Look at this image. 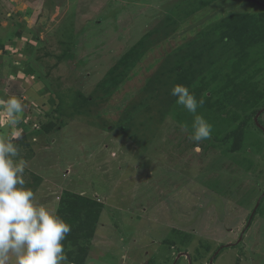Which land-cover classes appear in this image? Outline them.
<instances>
[{
    "label": "rangeland",
    "instance_id": "374dc122",
    "mask_svg": "<svg viewBox=\"0 0 264 264\" xmlns=\"http://www.w3.org/2000/svg\"><path fill=\"white\" fill-rule=\"evenodd\" d=\"M262 5L0 0V94L19 89L23 105L17 124L0 106V138L20 148L36 201L80 223L62 241L65 264H264ZM245 24L249 36H228ZM174 59H186L181 71ZM175 84L203 101L213 147L189 139L194 114ZM40 111L49 131L35 130ZM223 139L244 168L218 160ZM79 195L92 201L83 217L58 212Z\"/></svg>",
    "mask_w": 264,
    "mask_h": 264
},
{
    "label": "clouds",
    "instance_id": "9594fccd",
    "mask_svg": "<svg viewBox=\"0 0 264 264\" xmlns=\"http://www.w3.org/2000/svg\"><path fill=\"white\" fill-rule=\"evenodd\" d=\"M171 95L177 98L176 104L194 114L189 139L199 151V142L210 139L212 133V125L197 114L203 101H197L183 84H175ZM0 104L9 123L17 124V116L23 112L20 99L11 97ZM26 166L20 148L0 138V264H9L10 257L13 264H65L68 257L62 241L71 232V225L55 210L39 204L33 190L25 187Z\"/></svg>",
    "mask_w": 264,
    "mask_h": 264
},
{
    "label": "trees",
    "instance_id": "16d2710c",
    "mask_svg": "<svg viewBox=\"0 0 264 264\" xmlns=\"http://www.w3.org/2000/svg\"><path fill=\"white\" fill-rule=\"evenodd\" d=\"M263 9H264V7H262ZM241 27V26H240ZM240 27H237V25H235L234 27H233V29H231L230 30V35H228V36H230V38L231 39H233V40H237L239 37H246V36H249L248 34L250 33V31L252 30V28H250V27H248V25H246L245 24V27H243V28H240ZM236 31H237V33H236ZM148 33H146V34H144L141 38H139V41L136 43V44H134L135 46H134V48H136L135 50H134V52H137L138 50H142V49H146L147 48V46H149L150 45V43H151V40H149V39H147V37H148ZM261 35V34H260ZM233 37V38H232ZM133 50H131L132 52H133ZM129 52H130V50H129ZM129 52H127L126 54H125V57L124 58H126V56H127V54L129 53ZM127 58H129V57H127ZM186 62V59H174L173 60V63H172V66H174V67H177V68H179V70L181 71V68L183 67V64ZM28 89H29V87H28ZM17 90H19V89H13V91H11V89H7V90H4V94L2 93V94H0V101H6L7 99H9V98H11V97H13L14 95H17L16 93V91ZM251 90V89H250ZM23 93H25V91H27V89L26 88H23ZM22 92V91H21ZM21 92L18 94V95H20L21 96ZM193 92V91H192ZM23 95V94H22ZM25 95V94H24ZM85 100L87 101L88 99L87 98H85ZM0 106H3L2 104H0ZM29 106L30 107H36V105L35 104H33V103H30L29 104ZM35 109H37V108H35ZM44 110V109H43ZM43 112V111H42ZM44 114H46V111L44 112ZM44 114L43 113H40V114H38V118H37V126H39V127H36L35 128V130H45V131H49V129H50V122H49V119H46L45 121H44V119H43V117H44ZM36 116V115H35ZM46 116H48V114L46 115ZM40 120H42V121H40ZM189 131H192V125H191V127H188L187 128ZM232 130V129H231ZM216 131V130H215ZM19 138V137H18ZM17 137H14V139H18ZM229 140H232L234 143H236V144H238L239 142H242V138L240 137H232V135H231V137L229 138ZM18 141H19V139H18ZM228 141V140H227ZM203 142H205L204 143V145H202V147L203 148H205L206 149V147L207 146H212V143L209 141V140H203ZM245 142H247V140H245ZM234 143H233V146L232 145H228L227 144V142L225 141V139H223V141L221 140V145H219V153H220V158L218 159L219 161H221L222 160V158H225V157H227L232 163L234 162V163H237V164H239L240 166H242L243 168H244V166L241 164V162H238V159L237 158H239L238 156H233L232 155V153H237V152H239L238 150H236V148L234 147ZM241 144V143H240ZM238 145V146H241V145ZM225 145H226V147H225ZM213 147V146H212ZM243 154V153H242ZM243 156L245 157V161L246 160H253L252 158H251V154L250 153H248V151H246V150H244V154H243ZM213 158V157H212ZM244 171H246V170H244ZM236 178H234V180H235ZM227 181H228V178H227ZM217 185H219V183L217 184ZM231 187H233V186H235V185H233V184H229ZM229 190H231V189H229ZM209 197H210V195H209ZM263 197H264V194L261 196V198H260V200H259V202H258V204L256 205V207H255V211H254V216H255V214L257 213V212H259L260 211V209L262 208V199H263ZM211 198H213V199H216V195L215 196H213V194L211 195ZM214 202H215V204L213 205V207L215 208V206H217V205H219V204H221L222 202H221V200H214ZM91 204L92 203V201H91V199L89 198V197H85V196H81L80 197V195L78 196V198H76V200L75 199H73V200H71L70 201V203L68 204V205H62L60 208H59V213H62L63 212V214L65 215V214H71V210H72V213H73V211H75V213H73L75 216H78V218H80V217H83V216H81V214H82V212H81V206H82V204L83 205H85V204ZM100 205V204H99ZM69 210V211H68ZM76 211H78V213H76ZM70 212V213H69ZM99 212H101L100 210H98L97 211V213L94 215V218L99 214ZM71 218L73 219V217L71 216ZM77 218V217H76ZM68 219V218H67ZM78 224L80 225V223L78 222ZM79 225H72L71 226V232L73 233V236H76V238H77V232L79 231V229L81 228V225L79 226ZM75 226V227H74ZM86 239H88V236H86ZM166 240V239H165ZM169 241V240H168ZM88 242V241H87ZM166 242V241H165Z\"/></svg>",
    "mask_w": 264,
    "mask_h": 264
},
{
    "label": "flooded vegetation",
    "instance_id": "af4514ba",
    "mask_svg": "<svg viewBox=\"0 0 264 264\" xmlns=\"http://www.w3.org/2000/svg\"><path fill=\"white\" fill-rule=\"evenodd\" d=\"M257 4H260V2H257ZM262 7H264V5H262Z\"/></svg>",
    "mask_w": 264,
    "mask_h": 264
}]
</instances>
